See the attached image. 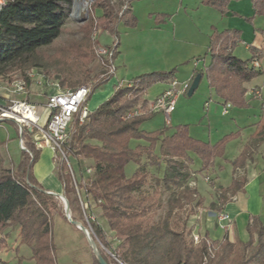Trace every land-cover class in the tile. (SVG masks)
<instances>
[{
	"label": "trees",
	"instance_id": "trees-1",
	"mask_svg": "<svg viewBox=\"0 0 264 264\" xmlns=\"http://www.w3.org/2000/svg\"><path fill=\"white\" fill-rule=\"evenodd\" d=\"M75 1L6 0L0 10V79L12 82L16 73L26 78L27 70L47 67L48 50L64 33ZM124 1H128L129 6L119 16ZM134 1L139 0H119V9L111 5V0L98 1L94 8L102 10L103 14L100 18H90L86 26L88 36L94 22L99 28L107 26L106 31L115 36L120 24L136 27L137 18L131 8ZM232 1L239 0H202V4L224 16ZM252 7L255 17L264 18V0H252ZM165 18L158 16L156 22L161 23ZM247 21L253 23V19ZM240 42L238 31H215L207 49L210 63L196 76L207 77L209 88L215 90L225 104L244 109L248 107L245 85L263 75L252 66L256 56L263 52L250 49L251 58L242 60L235 56ZM175 75L176 71L142 75L130 86L117 88L82 125L75 117V129L66 151L69 162L71 158L77 165L78 176L74 170L73 182L66 165L56 166L72 220L91 229L97 246L101 244L109 250L105 232L92 220V202L101 211L107 231L117 243L112 252L116 261L98 247L107 264H264V224L258 218L250 220L247 227L250 241L246 244L230 243L228 239L222 243L212 242L205 236L195 246L192 240L190 220L203 201L189 186L193 178L191 168L198 159L200 172L210 171L216 160L224 157L227 144L239 135H230L211 146L193 139L188 126L177 127L171 135L166 129L145 132L143 124L154 116L150 112L127 118L141 103L145 107L144 99L153 85L170 83ZM81 80L71 75L60 82V88L74 90L87 86L82 85ZM106 82L94 86L91 94ZM259 136H264V132ZM23 138L30 153L21 151L14 169L0 166V252L8 248L12 232L17 231L19 247L27 246L31 250L33 264H57L50 210L66 220L64 207L59 198L46 193L35 181L33 168L41 151L36 150L30 132ZM132 141L144 142V145L132 148ZM253 145L243 150L233 163L234 169L245 167ZM132 163L137 169L129 177L126 167ZM88 169L92 174H87ZM245 182L234 180L229 189L221 190L222 203L227 202L228 194L243 190ZM80 191L85 192L86 198ZM165 194H168L165 212L159 215ZM215 207L211 205V209ZM184 211L186 216L182 218ZM92 258L93 264H99L94 255Z\"/></svg>",
	"mask_w": 264,
	"mask_h": 264
},
{
	"label": "crops",
	"instance_id": "crops-1",
	"mask_svg": "<svg viewBox=\"0 0 264 264\" xmlns=\"http://www.w3.org/2000/svg\"><path fill=\"white\" fill-rule=\"evenodd\" d=\"M151 1H134L131 4L134 15L137 17L135 6L141 3H150ZM178 1L171 4L172 7L169 9L165 8L157 12V14L153 12L150 14L166 16L160 26H156L152 19L148 22L151 31L159 30L164 34L165 40L159 47L156 62L149 64L146 67L148 70L144 71L145 68L141 67L140 71H144L142 75L154 72L176 71V74L178 73L175 77L176 81L181 84L191 82L196 77V73L204 70L210 63L207 49H209L210 37L215 31H238L241 33V42L236 48L235 56L242 60L251 58L250 49L254 48L263 52L256 56L257 58L252 64L253 67L254 64H257L259 66L257 69L261 70L263 75L245 85L248 91L246 95L247 108L240 109L231 106L229 114L224 115L225 102L216 95L215 90L208 89V85L205 86V83H203L204 76H202L198 90L205 86L203 90H209L207 92L209 93V98L204 101L203 97H201L200 104L198 103L195 105L196 107L194 106L195 117L199 120L194 126L189 124V126L191 125L190 136L211 146L216 145L230 135H239L237 139L227 144L224 157L217 159L210 171L200 172L201 162L198 159L195 160L194 166L191 168L193 178H191L190 184H196L197 198L203 201V205L197 208L195 215L190 220L193 234L202 238L206 236L212 242L222 243L225 239H228L230 243L241 242L246 244L250 241L247 227L251 218H258L264 224V136H259L264 132V104L261 100L255 99L251 95L252 89H257L264 97V18L255 17L252 0L232 1L229 4L228 13L224 16L210 7H203L202 0H181V6L177 8ZM142 6L144 7L145 5H141L139 9H142ZM183 6H185L184 10ZM250 19H253L252 24L247 21ZM120 28L121 26L117 30L122 35ZM105 32H102V36L107 38L108 36L104 34ZM105 47H109V45H105ZM115 57H117V61H119L122 68V77L120 79L116 74L114 86H117L115 88L114 86L112 87L110 96L117 88L130 86L131 84V82L124 84V81L129 80L131 76L129 64L126 61L128 57L127 48L123 45V40L119 44ZM182 72H185V78L181 80L178 75L182 74ZM162 86H164L163 94L169 89L170 83H163ZM54 92L52 89L48 95ZM94 93L91 94L88 101L93 99ZM108 96L104 99H108ZM7 98V96L0 94L1 102L6 103L8 101ZM144 100L146 102L145 106H147L150 102L146 97ZM98 101H101V99ZM104 102L106 100L98 102L99 104L95 106L94 110H97ZM30 103L39 106L42 123H46L49 116L48 111L44 109L46 99L37 97L34 102L30 101ZM193 104L184 100L183 96H180L177 100L175 111L170 116H174L177 124H181L180 119L188 111L192 110ZM148 109L149 107L146 110L147 112L159 113ZM4 123H9L13 127L15 125L10 121ZM145 125L146 123L143 124L142 130L148 133L154 132L146 131ZM9 141L11 142V140ZM9 141L4 142L1 140L0 147L3 146L10 149L11 143ZM12 142V152L14 154L18 153V140L14 141L13 139ZM253 143L255 145L252 147V153L245 167L234 169L233 163L239 158L243 150ZM138 145H144V142H131L132 148ZM40 151L39 160L33 168L35 181L46 193L64 195L63 184L56 175L53 150L50 147H45ZM234 180L246 181L243 190L235 195L228 194V200L223 204L221 201V190L229 189ZM211 205H216V207L211 209ZM221 213H226L231 218V226L228 230H223L219 226L217 216Z\"/></svg>",
	"mask_w": 264,
	"mask_h": 264
},
{
	"label": "rangeland",
	"instance_id": "rangeland-1",
	"mask_svg": "<svg viewBox=\"0 0 264 264\" xmlns=\"http://www.w3.org/2000/svg\"><path fill=\"white\" fill-rule=\"evenodd\" d=\"M84 1V2H83ZM100 0H76L69 10L68 17L66 20V28L62 36L56 41V45L49 49L48 51V64L46 68H31L26 71L34 72L36 74L35 82L31 83L30 87L27 90V93L22 98L27 99V101L34 102L36 98L46 99L49 92L54 88L52 84L59 85L60 82L70 77L71 75L74 79L81 80L82 85H87L91 89L94 86H97L99 83H103L106 79L109 78L107 74V69L101 64V58L98 57L97 48L105 47V45L112 46L115 39H118L120 44L121 40H123V45L127 48L128 57L126 61L128 62V67L130 68V79L124 81V84L132 82L134 79L140 77L145 70H148L146 67L148 65L155 63L158 58L159 47L162 42L165 40V36L159 30H152L149 28V20H153L156 26H160V23L156 22L158 16L162 15H150L152 12L156 13L161 11L162 9L171 8V4H174L177 0H152L150 3H141L135 6V11L137 15V26L134 28L125 27L124 24H120V32L118 36H115L109 31H106L104 34H107V38L103 37L102 32L107 30V26L97 27L94 22L93 31L91 35L88 36V31L86 30L87 23L90 21V18L102 17V10L96 9L95 4ZM143 0H139L137 2H142ZM180 1H178V7L180 5ZM87 3V8H82L83 3ZM125 3L121 7V13L129 6L128 1H124ZM81 4V5H80ZM111 5L115 6L116 9H119L120 2L119 0H111ZM141 5H145L142 9ZM203 5V4H202ZM168 6V7H167ZM175 6V5H174ZM204 7V5H203ZM146 8V9H145ZM185 6H183V10ZM184 13V11H182ZM163 23V22H162ZM119 27V26H118ZM97 36V37H96ZM240 57L241 55L238 54ZM209 56V55H208ZM141 67H143L144 71H140ZM114 68L115 74L113 77L108 79L106 83H104L98 90L95 91L93 95V99L88 101L87 107L89 111L94 110L95 106L99 104L98 102L109 100L111 98V90L115 83L116 74L117 77L121 79L122 68L120 67L119 61H117V57L114 58ZM66 70V71H65ZM178 74V73H177ZM175 75V77L177 76ZM179 79L185 78V72L178 75ZM22 78L20 74L16 73L12 77V82L8 79H0V92L7 96L9 99H16L18 96L12 94L7 85L13 83L14 80ZM81 78V79H79ZM43 81L42 85H36V82ZM205 81V82H204ZM203 83L205 86L208 85L207 77H204ZM207 83V84H206ZM35 84V86H33ZM117 84V83H116ZM163 83H158L153 85L146 94V99L152 104L163 91L162 86ZM117 85L114 86V88ZM204 86V87H205ZM203 87V88H204ZM200 88L196 91L193 97H188V95H183V99L188 101L189 103H194L192 110L186 113L185 116H182L181 124H177V121L174 120L173 117H167L164 113L154 114V116L146 122L145 130L146 131H159L162 129L168 130L167 134H173L177 127L179 126H188L190 132L189 124L193 126L199 120L195 117V108L194 106L201 101V97L205 101L209 98V93H207L210 89L203 90ZM71 88H65L63 90H68ZM34 91V92H33ZM114 94V93H113ZM40 95V96H38ZM109 95V96H108ZM108 96V99H104ZM102 97V98H101ZM7 98V99H8ZM101 101H98L100 100ZM202 100V101H203ZM200 104V103H199ZM196 107V106H195ZM95 111V110H94ZM93 112V111H92ZM75 122L71 123L70 130L73 132L75 129ZM17 134V130L15 126L13 127L9 123H4L0 126V141L7 142L11 140V148L8 147H0V166L6 169H14L20 160V138ZM18 140V153L12 152V140ZM55 156V154H54ZM231 156V154H229ZM57 165H66L69 169V173L73 179L74 177L71 173L75 170L76 175L78 176L77 165L73 159L70 158L69 165L59 159L55 160ZM85 166V165H83ZM137 167L135 164H130L126 167V175L132 177L135 173ZM161 171H164L162 169ZM84 184V183H83ZM193 189V188H191ZM80 194L83 198H86L85 192L80 191ZM65 197V196H64ZM168 194L163 196V209L159 212V215H163L166 207V199ZM61 202V200H60ZM62 204V202H61ZM63 205V204H62ZM92 220H95L98 225L103 229L106 234L107 242L110 245V249L106 250L101 244H98L100 250L110 257L113 261H116L115 258L112 257L113 250L115 249L117 243L114 239V236L107 231L106 221L103 220L101 211L95 207L92 202ZM51 211L52 217V235H53V244H54V253L56 256L57 264H93V253L90 248L88 241L84 234L73 228V225L69 223L68 219L66 220L57 212ZM188 212V210H187ZM71 215V212H70ZM186 211L181 215L182 218H185ZM72 218V217H71ZM18 230V228H16ZM91 236L93 232L91 229H88ZM193 240V239H192ZM194 243V242H193ZM8 248L5 251L0 252V264H33L32 261V253L31 250L27 246L19 247V237L18 232L14 231L11 234L8 242ZM195 246H198L194 244ZM17 247L19 250L17 251Z\"/></svg>",
	"mask_w": 264,
	"mask_h": 264
},
{
	"label": "built area",
	"instance_id": "built-area-1",
	"mask_svg": "<svg viewBox=\"0 0 264 264\" xmlns=\"http://www.w3.org/2000/svg\"><path fill=\"white\" fill-rule=\"evenodd\" d=\"M6 0H0V10L5 6ZM106 31V30H105ZM97 37V36H96ZM119 47L118 39L116 38L112 46L98 47L97 55L101 58V64L107 69L108 79L115 74L114 57ZM255 68L259 66L254 64ZM36 74L28 72L26 78H19L14 80L13 83L8 84V90L18 96L16 99H7L6 103L0 101V124L6 121L14 123L18 130L20 140V149L26 153H30L26 142L24 141V134L31 133L32 143L35 145L36 150H43L45 147H50L57 160H61L69 165V155L66 151L67 144L71 141L72 131L70 130L71 123L78 117L80 125L85 123L90 116L87 103L91 95V88L82 86L77 89L63 90L56 85L52 84L55 91L46 98L44 109L49 113L46 123H42V116L39 111V106L22 98L26 95L29 88V82H35ZM106 79V81H108ZM193 81V80H192ZM191 82L179 83L176 80L170 82V87L163 94H161L152 104L143 106V103L138 105L134 110L130 111L127 118H133L146 113L148 110L153 112L164 113L168 118L175 111L177 100L180 96L188 94L191 87ZM43 81L36 82V85H42ZM0 94H2L0 92ZM251 95L253 98L261 100L264 104V97L257 89H252ZM231 105L225 104L223 108L224 115L229 114ZM32 157V154H30ZM70 167V165H69ZM73 175V171L71 169ZM87 174H92V170L88 169ZM208 181V179H207ZM190 188L195 189L196 184L191 183ZM49 194V193H48ZM50 195V194H49ZM220 228L228 230L231 226V218L226 213H221L217 216ZM203 238L199 235L193 234V242L198 245ZM114 258V255H112Z\"/></svg>",
	"mask_w": 264,
	"mask_h": 264
},
{
	"label": "water",
	"instance_id": "water-1",
	"mask_svg": "<svg viewBox=\"0 0 264 264\" xmlns=\"http://www.w3.org/2000/svg\"><path fill=\"white\" fill-rule=\"evenodd\" d=\"M201 81H202V74H198L196 77H194V80L192 81L191 87L187 94L188 97L194 96V94L196 93L195 91L198 90L201 84ZM50 195H53V194H50ZM53 196L61 200L63 207H64L65 217L68 219L69 223H71L73 226H75L79 231H81L84 234V236L86 237L88 241L90 248L92 249V253L94 257L96 258L97 262L99 264H107L105 260L103 259V257L101 256L97 243L93 240L89 230L86 227H84L81 223H78L72 220L71 215H70L69 203L67 199L64 197V195L55 194Z\"/></svg>",
	"mask_w": 264,
	"mask_h": 264
},
{
	"label": "bare ground",
	"instance_id": "bare-ground-1",
	"mask_svg": "<svg viewBox=\"0 0 264 264\" xmlns=\"http://www.w3.org/2000/svg\"><path fill=\"white\" fill-rule=\"evenodd\" d=\"M84 2V1H83ZM81 5V4H80ZM82 8L84 9V8H87V6H88V4L85 2V3H83L82 5Z\"/></svg>",
	"mask_w": 264,
	"mask_h": 264
}]
</instances>
